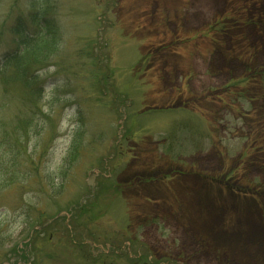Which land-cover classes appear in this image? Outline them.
<instances>
[{"label":"rangeland","instance_id":"374dc122","mask_svg":"<svg viewBox=\"0 0 264 264\" xmlns=\"http://www.w3.org/2000/svg\"><path fill=\"white\" fill-rule=\"evenodd\" d=\"M35 8L58 38L41 113L0 70V264H264L261 93L202 99L264 70V0H0V61Z\"/></svg>","mask_w":264,"mask_h":264},{"label":"trees","instance_id":"16d2710c","mask_svg":"<svg viewBox=\"0 0 264 264\" xmlns=\"http://www.w3.org/2000/svg\"><path fill=\"white\" fill-rule=\"evenodd\" d=\"M215 24L218 25L217 21ZM30 27H34L33 33L28 32ZM11 32L15 36L19 35L17 45L13 53L9 54L8 52L0 61V70L5 74L8 72L15 76V80H20L27 87L29 90L28 98L30 97V102L33 103L32 107L34 106L35 112L41 113V104L39 103L44 91L38 70L51 61V54L57 45L58 28L53 18L49 19L39 8H35L24 17L17 16ZM9 68H12L10 72ZM251 74L252 76H244L219 91L209 92L202 99L204 100L209 98L210 95H214L219 101L228 103L223 94L227 95V97L232 94L235 99L244 98L247 102H251L252 105V93L254 92L257 95L258 92L261 93L260 97L262 102H264V92L259 89L260 86H254L250 82L252 80L250 77L264 80V70H255ZM257 110L262 112L264 104H261ZM261 142H264L263 137L258 144ZM0 147H5L9 151V138L7 136H1L0 134ZM3 176L0 183L9 182V168L3 171ZM21 256L26 258L25 254H21Z\"/></svg>","mask_w":264,"mask_h":264},{"label":"water","instance_id":"95a60500","mask_svg":"<svg viewBox=\"0 0 264 264\" xmlns=\"http://www.w3.org/2000/svg\"><path fill=\"white\" fill-rule=\"evenodd\" d=\"M94 172H92L88 178V184L89 185H92L93 184V181H94Z\"/></svg>","mask_w":264,"mask_h":264}]
</instances>
